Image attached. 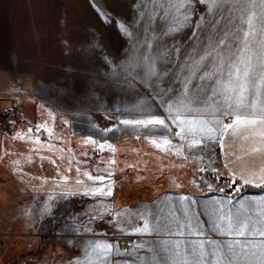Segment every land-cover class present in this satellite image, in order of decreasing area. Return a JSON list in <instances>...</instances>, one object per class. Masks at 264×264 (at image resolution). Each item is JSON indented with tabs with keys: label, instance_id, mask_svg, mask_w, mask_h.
Instances as JSON below:
<instances>
[{
	"label": "rangeland",
	"instance_id": "rangeland-1",
	"mask_svg": "<svg viewBox=\"0 0 264 264\" xmlns=\"http://www.w3.org/2000/svg\"><path fill=\"white\" fill-rule=\"evenodd\" d=\"M114 47L133 102L73 89ZM251 113L264 0H0V264H264V185L220 162Z\"/></svg>",
	"mask_w": 264,
	"mask_h": 264
},
{
	"label": "crops",
	"instance_id": "crops-1",
	"mask_svg": "<svg viewBox=\"0 0 264 264\" xmlns=\"http://www.w3.org/2000/svg\"><path fill=\"white\" fill-rule=\"evenodd\" d=\"M220 162L234 182L264 185V113L242 115L227 125Z\"/></svg>",
	"mask_w": 264,
	"mask_h": 264
},
{
	"label": "bare ground",
	"instance_id": "bare-ground-1",
	"mask_svg": "<svg viewBox=\"0 0 264 264\" xmlns=\"http://www.w3.org/2000/svg\"><path fill=\"white\" fill-rule=\"evenodd\" d=\"M149 18V17H148ZM220 34V33H219ZM206 36V35H205ZM98 39V38H97ZM204 40V39H203ZM98 42V41H97ZM206 42V40H205ZM113 43V42H110ZM201 43V42H200ZM204 43V42H203ZM202 43V44H203ZM205 44V43H204ZM208 44V43H207ZM102 46V45H101ZM77 47V45H76ZM76 47L74 49H76ZM100 48V47H99ZM108 48V47H107ZM73 49V50H74ZM106 50V49H105ZM108 50V49H107ZM118 51H120L119 49L117 50L116 47H114V49H110V53L112 54V61H110L109 63L105 60L102 64V61L100 63H98L97 60V56L94 52V50L92 49L91 52L89 51L88 55H83V56H87L90 59H94L96 61L97 64H101L102 68L104 71H102L101 75H94L93 77H90L91 79H89V83H91L89 86L85 85L86 81L84 84H78L76 86H72L73 89H80L79 86H82L84 88H86L87 91L91 90V91H95L97 93H99V95H101L102 97L107 96L109 97V99L111 100V94H123L126 97H129V102H133V97L130 96L127 92L130 90L131 93L133 94V89H134V82H135V77L137 76L134 70V65H128L127 68H121V62H118L116 59H119L120 55H118ZM85 52V50H81L80 49V54H83ZM78 53H74V56H77ZM76 54V55H75ZM108 54V53H107ZM101 57V56H99ZM104 57V56H103ZM85 59V58H83ZM101 60V59H100ZM75 61V58L73 57L71 62ZM91 62V61H88ZM187 62V61H186ZM74 63V62H73ZM128 63V62H127ZM74 64H80L78 66L84 67V68H89L88 66L90 65L89 63L83 64L81 62L78 63H74ZM83 65V66H82ZM127 65V64H125ZM114 70H118L116 72H111L112 67ZM141 66V65H140ZM185 70V69H184ZM105 72V73H104ZM108 72V73H107ZM142 82V81H141ZM144 83V82H143ZM133 85V86H132ZM132 86V87H131ZM111 88V89H110ZM105 98V97H104ZM111 103L108 102V105H110ZM142 105V104H141ZM156 109V108H155ZM132 239L128 238L126 239L127 243H129Z\"/></svg>",
	"mask_w": 264,
	"mask_h": 264
},
{
	"label": "built area",
	"instance_id": "built-area-1",
	"mask_svg": "<svg viewBox=\"0 0 264 264\" xmlns=\"http://www.w3.org/2000/svg\"><path fill=\"white\" fill-rule=\"evenodd\" d=\"M15 108L12 106H9L6 108L5 112L3 113V119L6 125H9L11 123V118L15 115Z\"/></svg>",
	"mask_w": 264,
	"mask_h": 264
}]
</instances>
